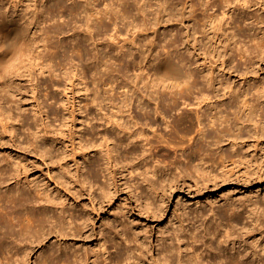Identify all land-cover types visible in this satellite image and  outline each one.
Listing matches in <instances>:
<instances>
[{"label": "bare ground", "instance_id": "obj_1", "mask_svg": "<svg viewBox=\"0 0 264 264\" xmlns=\"http://www.w3.org/2000/svg\"><path fill=\"white\" fill-rule=\"evenodd\" d=\"M9 1L14 9H18L23 1L29 0ZM31 1L33 3L29 4L20 14H10L6 9H0V46H4L5 49L0 51V138L7 137L9 143L19 145L17 129L19 127L25 131L29 155L46 168L50 180L70 194L71 202H66L63 197L56 200L53 194L38 181L28 187L30 192L28 194L20 190L0 192V264H27L28 252L34 244L33 241H37L39 245L43 237L44 240L46 239V236L40 239L44 233L48 235L56 233L55 237L65 242L68 236L84 237L86 240L95 238L96 242L93 247H98L99 251L96 253L90 249L95 257L100 255L104 261L108 260V264H132L129 262L131 258L141 260L142 257L138 242L135 238L133 239L132 235L136 236L138 231L146 233L139 230L137 224L129 216L127 208L130 203L134 211L147 214L151 210L163 215L166 210L163 201H158L156 207L152 206L150 201V194L157 185L161 184L165 189L173 190V187L177 185H191L190 182L193 183L194 179L200 184L215 181V166L226 168L228 165L242 162L243 158L239 156L238 149L239 147L242 149L247 144L254 132L253 130L251 133L252 130L248 126L245 127L244 123L253 121V110L259 95L264 92V82L253 87L256 89L257 98L256 101L251 102L247 90H235L228 81L218 79L215 71L224 74V72L230 73L232 69L231 66L225 69L227 62L223 51L227 44L239 45L233 51V56L250 62L252 54L258 56L264 53L262 39L257 40L250 49L242 47L247 40L252 41L253 39L249 33L250 27L245 24L246 19L239 15L242 11H248L257 1L264 5V0H213L217 12L209 13L201 18V25L208 26L211 30L207 32L203 29L201 36L202 39L209 38L210 43L206 49L210 51L198 50L195 37L197 31L194 30L192 33L194 36L190 37L187 34L184 37V33H181L179 38L170 39L159 51H154V43H150V55L148 52L144 54V51L139 52L137 57L131 52L128 53L127 58L131 62L125 63L126 69L132 70L136 66L140 69L138 75L136 74L135 79L132 80L134 83H130L133 93L136 90L137 81L141 80L139 74L142 71H147L144 88H154L153 91L156 93H159V90L162 92L160 96H155L154 101H152L154 97L152 91L147 98L144 97V100L142 97L137 100L136 107L142 111V116L137 119L131 116L127 108L132 98L108 95L106 88L103 90L108 96H97L96 94L99 88L101 89L98 83L100 81L102 83L104 76L110 79L113 72L118 73V77L121 74L115 68L116 66L113 68L111 63L109 64L113 55L111 57L106 53L107 51L101 53L97 51L95 55L93 54L95 57L91 58L81 38L73 41L70 46L61 42H53L52 39L63 33L66 29L64 27H69L70 24L76 22H79L78 26L85 29L90 40H94V37L100 38L109 31L112 32L110 36L107 33V36L110 37L112 43L118 41L119 38L122 40L117 21L123 25V28L133 29L132 35L135 32L145 34L142 30L143 28L147 30L146 18H149L147 22L154 29L160 23V18L163 19L166 16L167 20L170 17L166 11V2L163 0H122L119 3L115 2L117 3L115 5L112 0L109 2H105L106 0H73L70 5H67L63 0H56L46 10L47 18L51 20L55 13H60L65 17L64 26L54 25L44 31L41 38L37 40L31 34V25L35 19H38V10H36L38 0ZM98 1L103 3L104 6L99 3L102 8L95 6ZM239 2V5H234ZM244 4L247 6L244 7ZM196 5L197 2L192 0L191 7L194 8ZM259 10H261L260 7L250 11V17H255L256 24L264 22V17ZM150 12H154L156 16L149 17L147 14H151ZM136 15L142 16V27L134 23ZM225 17L229 24V28L226 29L227 33L221 30V22ZM124 20H129V25L127 23L125 25ZM260 32L264 37V30ZM135 35L136 33L132 40L125 39L121 44L119 40V45L115 42L119 51L125 50L128 44L137 46ZM181 40H184L186 49H188L186 58L181 54V58H176L178 54L173 56L171 51V48H177ZM192 40L194 42L191 43ZM60 49H63L62 52ZM46 50L48 55L44 54ZM151 50L154 52L151 53ZM69 53L77 56L79 61L83 63L91 61L93 65L91 67L84 65L79 69V73V65L73 64V58L69 57ZM214 54H217V59L216 57L211 58L212 62H210L208 57L215 56ZM11 55L14 58L12 64L2 68L1 65L5 63V58ZM149 56L151 59L148 60L149 67L147 68L148 65L143 64L142 61L143 57L147 60ZM184 60L189 64L188 67L186 65L187 69L183 66ZM193 63L195 66H192ZM24 67H27L25 72L28 75L22 70ZM54 67L62 69L63 73L59 75ZM92 69L95 74H92L91 81H88V74ZM34 70L41 79L45 74H49L50 84L47 82H42V84L45 83L46 90H50L44 93L40 86L34 84L31 88L34 93L32 95L34 104L29 108L23 103L25 98L20 78L28 77V83L32 82L33 74L35 75ZM165 74H167V79L162 81L160 77ZM62 81H66L65 85L69 84L68 88L71 90L62 94L64 96L59 101V95L57 97L52 93L56 85L62 84ZM105 81L102 83L106 85L104 87L109 84L111 87L109 90L112 89V91L113 85H119L114 77L108 82ZM89 82L92 83V88L89 87ZM166 90H169L167 95H163ZM75 92L82 93L86 99L83 100L84 103L82 100L76 101L79 110L72 115L70 131L73 155L69 158L66 146L59 138L66 132L68 112L59 113L56 105L70 99L75 102L78 99L74 97ZM38 93L39 96H37ZM43 96L44 98L49 96L48 99H51V102L48 103ZM220 98L226 100L222 102ZM152 102L156 104V108L152 107L154 109L150 107ZM157 105H161V108ZM180 105L189 108L182 109ZM222 106L225 110L221 109ZM167 113L173 116L172 131L165 136L157 133L149 124L152 121L151 114H158L164 119ZM245 129L248 134L246 138L242 133ZM263 134L264 124L261 128V135L254 137L253 145L259 144ZM228 149L232 150L231 153ZM236 156L239 158L234 159ZM128 176L133 178L131 177L130 180ZM4 183L5 181L0 178V186ZM254 198L246 200L247 209L245 211L250 214L260 205L259 201ZM232 205L224 206L223 210L217 205L215 207L211 205L209 211L211 215L217 216L215 219L220 220L221 225L225 224L224 218H221L222 213H225L231 222H235L241 217L233 213ZM196 211L205 214L203 209L196 208ZM51 220L58 224L57 228L55 230L50 228L46 231L45 227ZM254 222L259 224L258 220ZM15 226H18V229H15ZM96 226L98 231H94ZM227 230L218 237L219 240L229 238V227ZM139 232L137 235L145 239L142 241L143 246L149 247V237L141 236ZM216 233L219 234L217 231ZM65 245L63 254L55 256L49 253L38 263H81V257L66 243ZM257 248H253L254 250L250 252L249 256H254L251 262L249 261L250 264H256L260 260L264 263V257H259L263 255L258 256L260 251L257 252ZM90 250L84 249L83 263L88 260L87 252ZM169 250H175L179 260L187 256L186 250L181 246L170 245ZM161 254L160 251L157 253L159 256ZM230 257L231 260L232 256ZM236 259L234 258V263Z\"/></svg>", "mask_w": 264, "mask_h": 264}, {"label": "rangeland", "instance_id": "obj_2", "mask_svg": "<svg viewBox=\"0 0 264 264\" xmlns=\"http://www.w3.org/2000/svg\"><path fill=\"white\" fill-rule=\"evenodd\" d=\"M23 1V3L18 7V9H14L12 4H10L9 0H0V9H6L10 14L16 13L20 14L23 13L26 9V7L33 3V1ZM56 0H38L36 1V10H38V19L33 21V24L31 25V34H33L34 38H37L39 40V37L43 35V32L48 30L49 28L53 27L54 25H63L64 26V20L65 17L62 16L60 13H55L53 18L50 20L47 18L46 10L51 7ZM67 5H70L73 0H63ZM78 1V0H77ZM109 2L111 0H106L105 2ZM117 3H119L122 0H112ZM166 2V11L168 12V19L166 20V16L162 19H159V24L155 26V28H151L149 22V18H146V25L147 30H144L146 28H143V32L145 34H141V32H135L136 33V42L137 46H132L128 44L126 46L125 50L119 51V48L115 45V42L119 45V40L121 43H123V40H128L133 38L134 34L132 35L131 30H127V28H123V25L117 21V25L120 28L121 36L123 39L119 38L118 41H115L112 43V40L107 35L112 31L105 32L100 38L94 37V40H90L88 38V33L85 32V29L81 26H78L80 24L73 23L70 24L69 27H64L63 33L58 34V36H54L52 39L53 42L58 43H65L67 46L72 45L73 41L76 39H80L84 42V47L86 51L89 53V56L91 58H94L95 53L98 51L103 52L107 51L106 53L109 54V56H114L111 60H109V64L111 63L112 67L119 70V77L118 73L113 72V74L110 75L111 78H115L118 80V86L117 84L113 85L114 89L109 90L110 85L108 84L107 87H104L106 85H103L102 83L108 82L110 79L106 78L104 76L102 83H98L99 88L97 96H106L108 95H116V97L125 96L128 98H132L131 104L128 105V112L133 116L135 119L142 116V111L136 107L137 100L141 97L144 100V97L147 98L150 91L154 92V88L145 89L144 83L147 78V71L140 72V79L137 81L136 84V90L133 93L132 88L130 85L134 82H132L136 74L138 75L139 70L138 66H136L134 69L127 70L125 63L128 64L131 62V60H128V53H133L134 56H138L140 54L139 52L144 51V54L149 53V44L154 43L155 49L154 51L161 50L164 45L170 41V39L177 37L179 38V34L184 33V37L188 34L190 37L194 36L192 33L194 30H196V38H197V48L200 51H207L209 46V38L202 39V30H207V32H210L211 30L207 27L202 26V17L205 15L207 16L209 13L217 12L216 7L214 6L213 0H193L197 2V5L192 8L191 7V1L192 0H163ZM102 6L103 3L96 2L95 6L100 8V4ZM115 3V5H117ZM239 3H235L234 5H239ZM99 5V6H98ZM101 6V8H102ZM247 5L244 4V7ZM261 8L259 10V13L264 17V5L261 4V2L257 1L256 4L253 7H250L248 11H242L240 13L241 18H245V24L250 27V35L253 39L252 41H246L245 44L242 46L243 48H251L254 46L257 40H263L264 37H262V34L260 30H264V22L262 24H256L255 17H250V11L257 10L258 8ZM155 8V7H154ZM149 13V12H148ZM151 14H147L149 17H154L156 14L153 12H150ZM163 13V11H161ZM60 14V15H59ZM32 17V15H31ZM136 18L134 19V23H138L137 25L142 27V16L136 15ZM221 17V16H220ZM219 17V18H220ZM148 20V22H147ZM228 19H223L221 22V30L224 33H227L226 30L229 28V24H227ZM129 20H124L125 25H129ZM127 23V24H126ZM37 32V33H36ZM36 33V34H35ZM108 33V34H107ZM42 34V35H41ZM106 34V35H105ZM210 34V33H209ZM125 37V38H124ZM87 38V40L85 39ZM255 38V39H254ZM89 39V40H88ZM236 38H234L235 40ZM218 41V40H217ZM194 42L193 40L191 43ZM98 43V44H97ZM207 43V44H204ZM97 44V45H96ZM117 48H116V47ZM139 46V47H138ZM239 45H235V43L227 44L225 51V61L226 67L225 69H229L230 66L232 69H230V73L224 72L222 74L219 71H215V74L218 75V79H221L223 81H228L235 90H247L249 92L248 96L250 97V101L254 102L257 98L256 89L253 88L255 85L264 82V53L259 54L258 56H255V54L251 55V62L246 61V59H240L238 56H233V51L235 48H238ZM110 48V49H109ZM143 48V49H142ZM186 45L184 43V40H181L178 42L177 48H171L172 53L174 54L176 58L182 57L186 58L188 53V49H186ZM205 48V49H204ZM117 49L119 52H117ZM173 49V50H172ZM211 49V47H209ZM61 52L63 49H60ZM175 50V51H174ZM197 50V51H198ZM151 50V53L154 52ZM210 51V50H208ZM109 52V53H108ZM148 52V53H147ZM199 52V51H198ZM47 53V54H46ZM127 53V54H126ZM45 55H48L47 50L44 52ZM94 54V55H93ZM126 54V55H125ZM181 54V55H180ZM69 57L73 58V64L79 65L78 66V72L80 73V68H82L84 65H87L88 67H91L93 63L91 61H87V63H83L77 59V56L72 54H68ZM72 55V56H71ZM143 55V54H142ZM150 55V53L148 54ZM215 56L208 57V60L212 62L211 60L216 57L217 54H214ZM93 56V57H92ZM118 58H117V57ZM144 56V55H143ZM116 58V59H115ZM123 58V59H122ZM126 58V60H125ZM212 58V59H211ZM5 63H3L1 66L2 68L5 66H10L14 60L13 55L7 56L5 58ZM109 59V57H107ZM149 58L146 57L144 59L143 57V64H147V68L149 67ZM119 60V61H117ZM122 60V62H121ZM146 60V61H145ZM195 60V59H194ZM41 61V60H40ZM125 61V62H124ZM39 62V61H38ZM120 62V63H119ZM113 63V64H112ZM116 63V65H115ZM118 63V64H117ZM141 63V64H142ZM122 66H121V65ZM142 64V65H143ZM185 69L186 65L188 67V63L184 60L183 63ZM114 65V66H113ZM118 66V68H117ZM124 66V67H123ZM192 66H195L193 63ZM123 67V68H122ZM27 67H24L22 70L25 74H27L26 69ZM120 68V69H119ZM126 71H125V69ZM124 69V70H123ZM54 70L59 75L63 73L62 69H59L58 67H54ZM122 70V71H121ZM125 71V72H124ZM128 71V72H127ZM35 72V70H34ZM93 72V73H91ZM91 72L88 74V81H91V76L94 73V70L92 69ZM123 72V73H122ZM246 73V75H242ZM37 73L35 72V75L33 74L32 82L28 83L27 79L28 77H23L21 79V86L24 90V98L25 101L23 103L29 108L32 104H34V100L32 99V95L34 94L32 92V87L35 85L40 86V89H42V92L48 91L46 90L47 87L45 83H49L48 80L49 74H45L43 76V79L39 78ZM135 74V75H134ZM241 74V75H240ZM28 75V74H27ZM142 75V76H141ZM245 77V78H244ZM46 80V81H44ZM48 80V81H47ZM84 81V80H83ZM42 82H45L42 84ZM63 82V83H62ZM60 85H56V88L58 89L56 91V88L53 89V93L59 95V101L61 97H63L65 94L68 93L71 89H69L67 85H65L66 81H62ZM85 82H87L85 80ZM126 82V83H124ZM41 83V84H40ZM124 83V84H123ZM131 83V84H130ZM126 84V86H125ZM44 85V86H43ZM65 85V86H64ZM89 87L92 88V83L89 82ZM101 85V86H100ZM15 86V85H13ZM42 86V87H41ZM103 86V87H102ZM106 88V89H105ZM111 88V87H110ZM162 88V87H161ZM107 90V94L104 92V90ZM159 93L154 92V97L152 98V101L155 100V96H160L162 92ZM166 93H163V95H167ZM52 92V90H51ZM37 94V92H35ZM45 93V92H44ZM105 93V94H104ZM74 97L77 99L75 102H73L71 99L67 102H59L58 107H56L57 111L59 113L68 112L67 114V125H66V132L64 133V136H60V140L63 142V144L66 146V151L69 158H72L73 150H72V143H71V120L72 115L77 113L79 110L78 105L76 104V101H81L86 99V96H84L82 93H74ZM107 95V96H108ZM39 96V93L38 95ZM96 96V95H95ZM36 97V96H35ZM47 97V98H46ZM44 98L45 100H48V103H50L51 99H48L49 96H46ZM220 100L223 102L226 100L225 98H220ZM53 101V100H52ZM84 103V102H83ZM82 103V104H83ZM136 103V104H135ZM81 104V105H82ZM161 108V105H157ZM150 107L156 108V104L152 102L150 104ZM182 109H188L189 107H185L183 105H180ZM130 108V109H129ZM152 108V109H154ZM65 111H64V110ZM221 109H224V106L221 107ZM219 110V107H218ZM225 110V109H224ZM151 126L153 129L156 130L157 133H160L162 135L167 136L171 131V120L173 116L170 113H167L164 117V119L158 115V114H151ZM252 120L250 123H244L245 127H249L252 131L251 133H255L251 139H249V143L242 147H239V156L243 158L241 163H235L233 165H228L226 168L222 166H215L214 168V174L216 175L215 181H209L200 184V182H197L195 179L191 183V185L185 186H174L173 190L165 189L163 185H157L155 187V190L150 194V201L152 203V206L156 207L158 201H163V206L166 209L163 215H160L159 213L155 211L149 210V213L145 214L142 211L137 212L134 211V209L130 205L127 208L128 214L131 217V219L137 224L138 229L145 232L146 234L139 233L141 236L147 235L148 241H149V247H144L142 244V241L145 239H141L139 235H137L138 232H136V236L133 234V239L135 238V241L138 242V245L140 247L141 254V260L135 259L132 260V258L129 260L130 263L134 264H247L249 263L254 256H249L254 249L257 248L256 251L259 252L260 258L264 257V134L262 135V138L259 140V144H254V137H257L258 134L261 135V128L264 124V92H262L259 95V99L257 101L256 106L253 110ZM247 124V125H246ZM260 124V125H259ZM259 125V127H258ZM256 129V131H255ZM19 132V138L20 144L14 145L7 141V137L1 139L0 138V178L5 181L4 184L0 186V192L3 193L7 190L10 191H17L20 190V192H29L28 187L33 186L35 183L40 182L42 185H44L56 198V200H59L60 197H63L66 202H71L70 194L65 191L64 189L60 188V186H57L52 180L49 179V176L47 175L46 168L43 167L41 164H39L37 161L34 160V158L31 157L28 153V146L26 145V138L27 133L23 130H21L18 127ZM243 137L246 138L248 136L246 129L243 130ZM151 135V133H150ZM261 137V136H260ZM58 138V136H57ZM192 142V141H191ZM253 145V146H252ZM229 151V149H228ZM232 150L229 152L231 153ZM234 151L232 152V154ZM239 158L236 156L234 159ZM53 175V174H52ZM132 176H128V178L131 180ZM193 179V178H191ZM195 183V184H194ZM30 193V192H29ZM256 197V198H254ZM248 198H254L259 201L260 205L258 208L253 210V212L250 214L247 211V203L246 200ZM131 199V198H130ZM233 204V205H232ZM213 205L214 207L217 205L219 209L223 210L224 206L226 205H232V211L233 213H236L237 215H240L241 219L236 220L235 222H231L228 216L225 213H222L221 218H224L223 221L225 224L221 225L220 220L215 219L216 217L211 215L210 213V206ZM196 208L203 209L205 211V214H201L198 211H196ZM155 209V208H154ZM219 209H216L219 211ZM55 216V214L53 215ZM213 216V217H212ZM229 219V221H228ZM258 220L255 223L254 221ZM256 224V225H254ZM48 226L45 227V230L48 231L50 228H53L52 230H55L57 228V223L54 222V220L49 221L47 224ZM244 226L245 229L243 228ZM18 226H15V229ZM229 227V238L219 240V236L224 234L223 232L227 230ZM68 230V228H67ZM94 231H98L97 226L95 227ZM219 232V234L216 233ZM228 231V230H227ZM47 233H44L40 236V239L43 236H46V239H41V243L38 245L37 241H33V245L31 248L32 252H30L31 248L29 249V255L27 264H39L43 259L44 256L51 253L55 256H59L60 254L64 253L65 249V243L72 251H75L82 259V262L79 264H108V260L104 261L103 257L101 258L100 255L98 257L92 254L91 250H94L96 253L99 251L98 247H93L95 244V238L92 240H86L84 237H71L68 236L66 238V242L64 240H61L59 237H55L56 233L48 235ZM141 239V240H140ZM158 239V242H157ZM258 241V242H257ZM240 242V243H239ZM256 242V243H254ZM233 243V244H231ZM254 243V244H253ZM257 244V245H255ZM158 245V246H157ZM170 245H173L174 247L181 246L183 249L186 250L187 256H184V258H180V260L177 257V253L175 250H169ZM259 245V246H258ZM233 246V247H232ZM253 248H252V247ZM158 247V250H157ZM88 248L90 252L88 251V260L83 263L84 258V249ZM252 248V249H251ZM263 250H262V249ZM160 249V250H159ZM233 249V250H232ZM260 249V250H259ZM236 250V251H234ZM162 252L161 256L157 255V253ZM249 251V252H248ZM262 251V252H261ZM237 252V253H236ZM249 253V254H247ZM261 253V254H260ZM235 254V255H234ZM235 257H234V256ZM230 256H232V259L230 260ZM239 256V258H238ZM242 256V257H241ZM182 257V256H181ZM251 257V259H250ZM256 257V256H255ZM234 258L238 261H235ZM241 258V259H240ZM239 259V260H238ZM242 260V261H241ZM244 260V261H243ZM39 262V263H38ZM251 262V261H250ZM259 262H256V264H259ZM250 264V263H249ZM264 264V263H260Z\"/></svg>", "mask_w": 264, "mask_h": 264}, {"label": "clouds", "instance_id": "obj_3", "mask_svg": "<svg viewBox=\"0 0 264 264\" xmlns=\"http://www.w3.org/2000/svg\"><path fill=\"white\" fill-rule=\"evenodd\" d=\"M4 50H5V49H4V46H0V51H4ZM177 70H178V69H177ZM177 70H176V71H177ZM160 79H161L162 81L166 80V79H167V74L161 76Z\"/></svg>", "mask_w": 264, "mask_h": 264}]
</instances>
